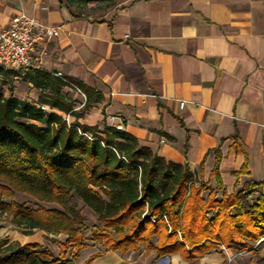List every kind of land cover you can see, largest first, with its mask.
<instances>
[{
  "label": "crops",
  "instance_id": "crops-1",
  "mask_svg": "<svg viewBox=\"0 0 264 264\" xmlns=\"http://www.w3.org/2000/svg\"><path fill=\"white\" fill-rule=\"evenodd\" d=\"M112 1L77 15L67 0H0V27L24 13L58 29L38 44L37 68L102 96L78 122L122 126L141 147L186 164L207 185L204 199L264 181V0ZM13 86L14 98L38 105L31 83L16 76ZM217 251L194 261L151 246L120 254L91 237L76 264L95 254L91 264H223Z\"/></svg>",
  "mask_w": 264,
  "mask_h": 264
},
{
  "label": "trees",
  "instance_id": "trees-1",
  "mask_svg": "<svg viewBox=\"0 0 264 264\" xmlns=\"http://www.w3.org/2000/svg\"><path fill=\"white\" fill-rule=\"evenodd\" d=\"M67 1L76 5L77 15L87 14L92 3L91 9L103 10L114 4ZM16 76L38 90V105L48 111L12 96ZM71 82L86 99L79 109L64 91L68 84L53 74L32 69L22 75L0 66V215L25 234L40 230L65 237L58 256L37 243L0 237V264H76L85 246L86 217L73 198L96 214L92 240L106 251L128 254L151 246L159 256L180 254L194 261L211 251L243 253L264 245V181L204 199L207 185L186 164L167 161L105 122L80 124L102 96L81 81ZM213 174L222 187L217 168ZM16 192L54 207L33 209L5 200ZM257 264H264V257Z\"/></svg>",
  "mask_w": 264,
  "mask_h": 264
},
{
  "label": "rangeland",
  "instance_id": "rangeland-1",
  "mask_svg": "<svg viewBox=\"0 0 264 264\" xmlns=\"http://www.w3.org/2000/svg\"><path fill=\"white\" fill-rule=\"evenodd\" d=\"M105 2H101V5L104 7ZM92 7H87L85 10L86 13L89 12V9ZM103 10V9H101ZM104 10H106L104 8ZM23 91V90H22ZM24 91L28 92V90L24 89ZM64 91L73 99H75L78 103L81 102L83 97L79 92L74 90L75 92H71L68 89H64ZM28 94V93H27ZM257 198V193H255L251 197V202H254ZM7 202H16L18 204L26 205L29 208L36 209L39 206H42L44 208H53L54 205L38 202L34 198L21 194L16 192L14 198L12 199H5ZM72 202L77 203L82 214L86 217L85 226H86V232H85V238L90 240L94 233L95 227L99 224L96 214L91 211L88 207L84 206L83 203L78 198H73ZM8 237V239L11 242H20L21 244L25 243H37L41 247L45 249H49L55 256H58L59 253L62 250L61 244L65 242L64 236H56V235H47L45 232L36 230L32 234H25L21 229H18L15 227L10 220L6 216L0 215V237ZM98 246V244H96ZM99 248V246H98ZM71 250V249H70ZM97 250V249H96ZM95 250V251H96ZM221 252V249L217 251L216 253L219 254ZM89 250L86 249L83 251L82 259H85L88 256ZM221 254V253H220ZM217 257L220 259L221 256ZM264 257V245L260 247L258 251H245L243 253H233V252H226L223 255L224 262L223 264H257L262 258ZM79 262L76 260L75 263ZM185 264H194V262H186L183 261ZM176 264V262H168L167 259L165 260H158L156 264ZM179 264H182L180 261Z\"/></svg>",
  "mask_w": 264,
  "mask_h": 264
},
{
  "label": "built area",
  "instance_id": "built-area-1",
  "mask_svg": "<svg viewBox=\"0 0 264 264\" xmlns=\"http://www.w3.org/2000/svg\"><path fill=\"white\" fill-rule=\"evenodd\" d=\"M58 35L59 30L56 28L39 25L34 18L24 13L16 15L9 27H0V66L20 72L22 75L32 69H38V58L35 55L38 44ZM53 75L65 81L68 84L67 88L75 90L73 83L62 73ZM83 97L86 100L84 95ZM184 104L185 102H181L182 107ZM38 106L42 111L49 110L44 104ZM116 128L121 129L122 126Z\"/></svg>",
  "mask_w": 264,
  "mask_h": 264
}]
</instances>
